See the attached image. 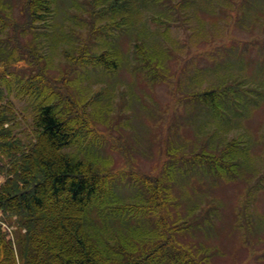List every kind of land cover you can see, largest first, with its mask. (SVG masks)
I'll list each match as a JSON object with an SVG mask.
<instances>
[{
    "label": "rangeland",
    "instance_id": "374dc122",
    "mask_svg": "<svg viewBox=\"0 0 264 264\" xmlns=\"http://www.w3.org/2000/svg\"><path fill=\"white\" fill-rule=\"evenodd\" d=\"M21 1L9 0L20 21ZM178 1L139 0L138 23L114 31L110 12L91 17L90 0H58L56 30H30L22 41L31 42L35 33L54 62L51 72L58 75L68 67L67 49L89 45L101 52L97 36L115 34L112 43L121 56L116 70L79 64L70 77L73 95L90 100V113L98 117L91 119L96 132L83 137L81 150L100 157L114 171L115 189L127 201L139 193L131 172L155 185L168 180V166L174 165V181L169 184L177 199L169 208L171 218L192 221L178 237L182 244L205 249L209 264H264V93L257 88L261 98L248 96V111L231 120L215 118L193 96L236 80L257 84L264 79V0H181L177 5ZM157 16L164 25L156 24ZM168 16L174 21L168 23ZM93 20L95 34L90 33ZM159 44L164 49L163 68L154 73L149 68L150 73L145 52L160 50ZM17 68L20 76L30 72L23 64ZM234 138L246 147L236 159L243 164L236 174L230 169L219 174L209 164L189 169L194 165L190 153L219 156L231 151L228 143ZM171 150L173 156L168 155ZM4 181L0 173V186ZM4 217L0 213L2 229L14 240V228L3 222Z\"/></svg>",
    "mask_w": 264,
    "mask_h": 264
},
{
    "label": "trees",
    "instance_id": "16d2710c",
    "mask_svg": "<svg viewBox=\"0 0 264 264\" xmlns=\"http://www.w3.org/2000/svg\"><path fill=\"white\" fill-rule=\"evenodd\" d=\"M138 1L90 0L91 17L110 12L114 31L130 29L141 19ZM58 5V0H22L20 21L13 14L14 4L0 0V173L5 176L0 213L6 216L3 222L14 227L15 235L14 240L8 239L0 223V264H209L205 249L183 245L178 239L192 221L171 218L169 208L177 199L169 184L174 181V165L168 166V180L160 179L155 185L131 172L139 193L127 201L115 189L114 171L100 157L81 150L83 137L96 132L91 119L98 117L90 113V100L73 95L70 77L79 64L114 71L121 56L112 43L115 34L108 31L106 36H97L101 52L90 50L89 45L67 49L68 67L58 75L52 73L54 62L36 34L41 28L56 30ZM153 20L164 25L160 16ZM95 24L93 20L92 34L98 29ZM30 30L36 34L31 42L26 38L25 44L22 38L29 37ZM161 48L145 52V68L150 73L163 68ZM22 64L30 72L20 76L17 67ZM257 88L264 93V79L257 84L236 80L193 96L215 118L231 120L232 115L248 111L252 104L248 96L261 98ZM244 144L234 138L228 143L231 151L219 156L190 153L194 165L189 169L210 165L219 174L228 169L236 174L243 166L236 159L246 151ZM143 221L154 225L148 227Z\"/></svg>",
    "mask_w": 264,
    "mask_h": 264
}]
</instances>
